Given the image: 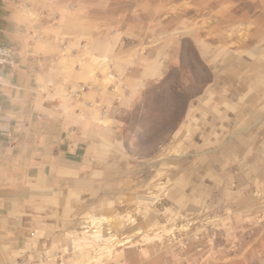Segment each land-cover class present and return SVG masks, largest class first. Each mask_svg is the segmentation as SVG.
Instances as JSON below:
<instances>
[{
  "label": "rangeland",
  "instance_id": "obj_1",
  "mask_svg": "<svg viewBox=\"0 0 264 264\" xmlns=\"http://www.w3.org/2000/svg\"><path fill=\"white\" fill-rule=\"evenodd\" d=\"M140 1L162 71L130 103L116 82L99 187L50 264H264V0Z\"/></svg>",
  "mask_w": 264,
  "mask_h": 264
},
{
  "label": "crops",
  "instance_id": "obj_2",
  "mask_svg": "<svg viewBox=\"0 0 264 264\" xmlns=\"http://www.w3.org/2000/svg\"><path fill=\"white\" fill-rule=\"evenodd\" d=\"M140 2L0 0V264H50L53 237L97 191L119 95L106 72L126 76L130 103L162 71L155 48L138 54Z\"/></svg>",
  "mask_w": 264,
  "mask_h": 264
},
{
  "label": "built area",
  "instance_id": "obj_3",
  "mask_svg": "<svg viewBox=\"0 0 264 264\" xmlns=\"http://www.w3.org/2000/svg\"><path fill=\"white\" fill-rule=\"evenodd\" d=\"M116 75H118V74H111V76L115 78V82H114L115 85L114 86L118 87V84L116 82H119L120 83V79H123L124 75L119 74L118 75L119 77L116 76ZM85 90H86L85 85H79L78 89L73 94L79 95V93H82Z\"/></svg>",
  "mask_w": 264,
  "mask_h": 264
},
{
  "label": "bare ground",
  "instance_id": "obj_4",
  "mask_svg": "<svg viewBox=\"0 0 264 264\" xmlns=\"http://www.w3.org/2000/svg\"><path fill=\"white\" fill-rule=\"evenodd\" d=\"M96 236V235H95Z\"/></svg>",
  "mask_w": 264,
  "mask_h": 264
}]
</instances>
